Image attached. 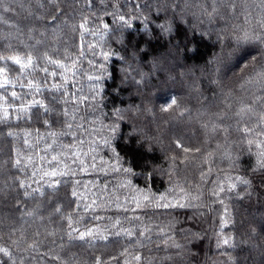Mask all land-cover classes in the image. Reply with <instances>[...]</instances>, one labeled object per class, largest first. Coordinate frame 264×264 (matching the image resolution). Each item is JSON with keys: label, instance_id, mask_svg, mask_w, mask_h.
I'll return each instance as SVG.
<instances>
[{"label": "trees", "instance_id": "trees-1", "mask_svg": "<svg viewBox=\"0 0 264 264\" xmlns=\"http://www.w3.org/2000/svg\"><path fill=\"white\" fill-rule=\"evenodd\" d=\"M58 3L59 14L50 0H0V80L10 82L0 88V247L16 264H264V173L253 172L264 151V58L229 55L245 32L264 34V0ZM180 15L198 29L195 53L157 27ZM13 57L32 64L21 70ZM114 123L144 144L111 141L119 171L104 144ZM162 194L189 206L157 208ZM67 216L96 232L69 239Z\"/></svg>", "mask_w": 264, "mask_h": 264}, {"label": "snow or ice", "instance_id": "snow-or-ice-1", "mask_svg": "<svg viewBox=\"0 0 264 264\" xmlns=\"http://www.w3.org/2000/svg\"><path fill=\"white\" fill-rule=\"evenodd\" d=\"M50 2L56 7L57 13L59 14L62 10L59 7L58 0H50ZM89 6H91V0L89 3ZM139 6H140L139 4L136 5V7H139ZM41 7H43V5H41ZM8 10L9 9L7 7H5V11H8ZM212 11L213 12L216 11L215 5H213ZM209 16H211V13H209ZM55 19H56V17L54 16L53 20H55ZM119 19L123 22L125 27H130L129 22L127 20H125V17L123 15H121L119 17ZM186 23L187 22L184 19V16L180 15L179 20H171V21L166 20L164 24L157 25V27L160 28L162 32H165L168 35H170L172 37V39L177 41L176 44L174 45V47L177 49V51H179V49L181 47H183L185 52L191 51V52L195 53L196 49H195V47H191V45H193L196 41L198 29L194 25H191V26L185 28L184 25ZM79 27L81 29H84L85 25L80 24ZM104 27L107 28L108 25H105ZM199 35L201 38H203L204 33L200 32ZM121 40H123V37H121ZM250 45H260L261 47L256 48L255 51H250L249 50ZM136 50L139 51L138 44L136 45ZM257 54H259L262 58H264V34L256 35L255 33H253L250 35L247 32L244 33V36L242 38L237 39L236 48L233 50V52L229 53L230 56H235L239 62H244L245 59L255 60ZM107 58H108L107 55H105V59H107ZM0 59H4V58H0ZM11 59L14 61L15 64L20 65L21 70L26 69L27 67H29L32 64L31 58H29L26 63H22L19 58L13 57ZM53 63H56V62H53ZM60 67L63 68L64 65H60ZM5 71H6L5 68H0V75H3L5 73ZM45 71H47V69H45ZM51 75L55 76V73H51ZM258 75L261 76L262 78H264V72L258 73ZM89 78L92 79V77H89ZM109 78L110 79L112 78L111 75H109ZM95 79L100 80V77L97 76V77H95ZM122 82H123V80H122ZM9 83L10 82L6 78L0 80V88H5V86ZM21 87H23V85H21ZM35 90L37 92L40 91L39 88H36ZM102 91H103L102 89L98 90L96 94L101 95ZM114 91L118 92L119 89L118 88L114 89ZM11 95H12V97H16L17 93L15 91H13L11 93ZM33 103L38 104L41 108H43L44 115H49L53 111L52 109H50L49 107H47L46 105L42 104L39 101H34ZM174 104H176V100H175V98H172L171 103L168 105V107H171ZM29 107H31V106H29ZM164 110H166V109H164ZM248 110L250 111L251 109H248ZM24 111H25V114L27 115V112H28L27 108H25ZM121 111H122L121 109H118L115 107L113 108V112L115 113V115L118 119L120 118ZM244 112H245V108H241L240 111L236 113V115L240 116ZM63 114L65 117L68 115L67 109H64ZM5 115H7V113H5ZM28 118H31V117L29 116ZM260 120H261V123H264V115L261 116ZM44 123L47 124L48 121L45 120ZM66 126L68 129H71V127H72V125L68 124L67 122H66ZM79 127H83V125H79ZM119 127H120L119 123H114L113 125H111L109 127L110 138H106L104 140V144L112 149L113 158L116 160V164L118 165V167L114 168V170H116V171H119L120 168L123 167V165L120 162L121 161L120 152L116 151L115 148L112 147L111 141L121 140V141H124L125 144L135 143L138 147L144 148L143 142H141L139 140V137L134 132L130 133L128 135L127 139H125L122 136H119L118 135ZM204 127L207 128V125H204ZM216 127H217V125H214L212 130L215 131ZM238 130L242 131L245 135L249 134L251 131V129H249L248 127H243V128L238 129ZM81 143H83V142L81 141ZM252 143H253V141L250 139L247 141L249 152H251ZM177 147H182V145H180L179 142H177ZM145 151H150V149H145ZM183 151L189 152V151H191V149L183 148ZM197 151H199V149H197ZM52 159L56 160V157L53 156ZM238 159H239V157H237V160ZM16 163L18 165L20 162L16 161ZM81 164H83V161H81ZM257 164H258V167L253 168V172L264 173V151H261L258 153ZM146 169H147V165L145 164V171L142 172L141 174L144 176L145 180H150L153 176V173L147 171ZM123 170L126 173H132L131 168H123ZM66 174H67L66 172H59V171H52L50 173H45V175H51V176L66 175ZM77 183H78V181H77ZM242 183L249 184L250 181L242 180ZM20 186L24 187L25 185L23 184V182H21ZM50 187H54V185H50ZM231 187H235V185H232ZM221 191H223V189H221ZM42 194L43 193H41V195ZM25 195H28V194L25 193ZM72 195L76 196L75 190L72 191ZM148 199H149V197L146 196L145 200H148ZM165 199H166V197L162 194L157 200L156 207L157 208H160V207H163V208H171V207L185 208V207L189 206L186 203H180L178 201L175 203H171V202L161 203V201H165ZM78 207H79V205H77V208ZM60 210H61L60 207L56 208L57 213H59ZM65 219L68 220V227L71 229L67 233L69 239L73 238V236H72L73 232H75L77 234V236L80 240H84L86 237H92L94 235V233L96 232L95 229H86L85 231H81L79 228L73 227L71 216H67V217H65ZM96 219H99V217H96ZM128 234L130 235V233H128ZM116 235H120V233L117 232ZM101 238L107 239L106 236H102ZM225 243H227V240H225ZM176 247L179 248L180 245H176ZM0 256H2V258H0V264H5V262H7V264H16V261L13 259L12 252L9 250V248L0 247ZM54 259L59 260L60 258H59V256H56V257H54ZM137 259H140V257H137ZM96 264H100L99 259H97Z\"/></svg>", "mask_w": 264, "mask_h": 264}]
</instances>
